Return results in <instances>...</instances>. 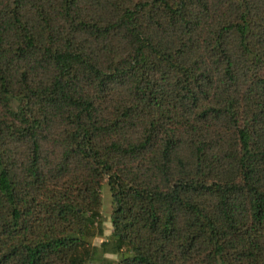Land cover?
<instances>
[{
    "label": "trees",
    "instance_id": "trees-1",
    "mask_svg": "<svg viewBox=\"0 0 264 264\" xmlns=\"http://www.w3.org/2000/svg\"><path fill=\"white\" fill-rule=\"evenodd\" d=\"M98 253L264 264V0H0V264Z\"/></svg>",
    "mask_w": 264,
    "mask_h": 264
},
{
    "label": "rangeland",
    "instance_id": "rangeland-1",
    "mask_svg": "<svg viewBox=\"0 0 264 264\" xmlns=\"http://www.w3.org/2000/svg\"><path fill=\"white\" fill-rule=\"evenodd\" d=\"M100 194V207H99V219L101 222V234L95 235L89 239L90 245L98 246L103 240H106L111 231V225L109 221V214L112 207V201L110 192L106 183H102L99 188ZM97 226V221L95 222ZM117 256L111 253H98L92 260L86 261L84 264H114Z\"/></svg>",
    "mask_w": 264,
    "mask_h": 264
}]
</instances>
